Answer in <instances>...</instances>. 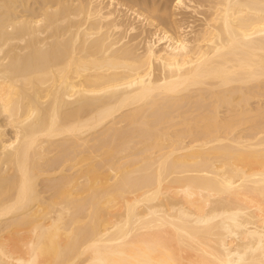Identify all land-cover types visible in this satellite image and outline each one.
Segmentation results:
<instances>
[{
	"label": "bare ground",
	"instance_id": "6f19581e",
	"mask_svg": "<svg viewBox=\"0 0 264 264\" xmlns=\"http://www.w3.org/2000/svg\"><path fill=\"white\" fill-rule=\"evenodd\" d=\"M0 264H264V0H0Z\"/></svg>",
	"mask_w": 264,
	"mask_h": 264
}]
</instances>
